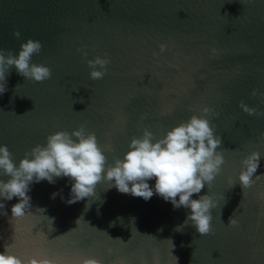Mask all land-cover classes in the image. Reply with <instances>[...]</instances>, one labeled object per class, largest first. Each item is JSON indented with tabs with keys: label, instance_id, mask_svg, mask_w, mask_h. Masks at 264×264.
<instances>
[{
	"label": "water",
	"instance_id": "water-1",
	"mask_svg": "<svg viewBox=\"0 0 264 264\" xmlns=\"http://www.w3.org/2000/svg\"><path fill=\"white\" fill-rule=\"evenodd\" d=\"M29 38L42 44L31 63L47 66L51 78L27 80L14 66L6 73L0 145L14 163L48 135L83 125L102 151L111 144L107 168L143 129L162 138L207 106L219 114L206 118L221 137L224 164L192 196L217 201L207 235L191 222L175 230L189 209H173L155 193L147 201L122 194L103 179L92 196L67 204L72 182L61 177L32 183L31 207L14 220L18 198H0V253L10 246L21 258L43 255L56 264H264V176L255 177L264 175V0H0V49L15 56ZM97 56L109 63L92 80L85 61ZM241 101L261 115L243 112ZM252 151L261 158L243 194L240 160Z\"/></svg>",
	"mask_w": 264,
	"mask_h": 264
},
{
	"label": "clouds",
	"instance_id": "clouds-1",
	"mask_svg": "<svg viewBox=\"0 0 264 264\" xmlns=\"http://www.w3.org/2000/svg\"><path fill=\"white\" fill-rule=\"evenodd\" d=\"M12 35L16 39L20 38L19 31H14ZM166 47V44H159L160 53ZM41 49L40 41L30 38L20 44L15 56L11 51L0 49V95L7 91L6 73L13 66L27 80L43 82L51 78V70L47 66L31 63L33 55H38ZM211 52L215 55L217 50L213 48ZM85 62L90 69V79L99 80L104 77L109 63L107 56H97ZM76 90L78 89H74ZM251 95L256 96V91L253 90ZM239 107L248 115H261L243 101L239 103ZM199 111V117L192 115L186 122L168 130L162 138H156L147 128L143 129L141 136L130 140L123 158L114 159L107 168L104 152L113 151L111 144H105L102 151L95 133L87 132L83 125L71 133L56 131L48 135L44 145L37 144L25 152L18 164L13 162L8 147L0 145V175L10 177L7 182L0 180V198L4 201L18 198V202L10 209L14 220L24 216L31 207L28 192L32 183L47 181L55 184L57 178H69L72 183L69 198L65 202L73 204L92 196L95 186L103 179L114 182L111 186L122 194L141 197L147 201L155 193L170 202L173 209H189L190 214L175 230L182 231L191 222L196 232L201 236L207 235L212 231L210 209L217 207V201L212 195H199L198 199H192V196L199 194L205 184L210 187L214 177L221 171L224 158L217 151L222 144L221 137L214 135V126L206 118L219 114L207 106L201 107ZM260 138L264 140V132L260 133ZM260 158L258 152L252 151L240 160L238 182L243 194L255 182L253 176L259 167ZM261 176L264 175L255 177L260 179ZM153 179L155 184L150 187L147 181ZM228 184L231 188L236 183L230 178ZM60 194L59 191L53 192L50 198L55 199ZM4 207L0 203V209ZM236 225L237 220L231 216L228 226ZM9 247L6 246L4 252L0 253V264H56V261L43 255L21 258L11 254ZM79 264H101V261L81 258Z\"/></svg>",
	"mask_w": 264,
	"mask_h": 264
}]
</instances>
